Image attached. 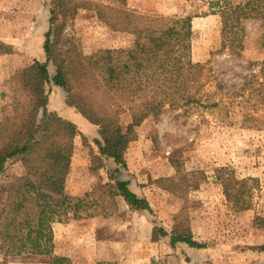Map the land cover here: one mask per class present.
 Listing matches in <instances>:
<instances>
[{"label": "rangeland", "instance_id": "rangeland-1", "mask_svg": "<svg viewBox=\"0 0 264 264\" xmlns=\"http://www.w3.org/2000/svg\"><path fill=\"white\" fill-rule=\"evenodd\" d=\"M69 1L73 5L88 3L90 8L68 10L50 23V0H0V42L12 50L11 54H1L0 50V119L12 114L16 102L26 101L17 75L34 61L46 62L47 33L55 53L74 48L77 53L89 55L100 49L132 45V35L111 31L96 16V5L114 7L121 0ZM220 1L223 0H124V7L137 14L191 17L192 61L207 63L210 75L229 89L239 87L246 79L247 62L264 59L259 47L261 24L256 20L242 21L244 46L241 57L235 59L221 49L220 18L210 7ZM227 1L238 4L248 0ZM36 50L40 53H34ZM47 70L52 78L55 67L51 62H47ZM46 90L47 108L71 119L78 133L73 139L65 193L82 196L113 178L126 182L151 208V213L134 211L116 198V214L53 224L55 255L69 258L71 264H264V253L254 250L264 244V126L244 128L237 114L225 117L217 111L187 117L165 112L158 119L148 117L135 129L136 139L125 151V168L107 161L103 169L90 173L89 150L96 151L93 142L98 139L97 127L77 122L72 112L64 109L62 89L50 84ZM129 121L128 114L121 116V127ZM82 137L87 145L83 146ZM173 154L179 172L168 160ZM223 167L231 169L239 180H255L250 210L234 211L223 196L215 178ZM23 173L22 160L13 158L5 164L0 182L15 183ZM181 210L188 216L193 238L206 243V249L195 250L183 244L172 249L167 239L150 241L156 227L172 232L174 218ZM97 218L100 223L95 227L87 224ZM8 264L48 262L16 260Z\"/></svg>", "mask_w": 264, "mask_h": 264}, {"label": "trees", "instance_id": "trees-1", "mask_svg": "<svg viewBox=\"0 0 264 264\" xmlns=\"http://www.w3.org/2000/svg\"><path fill=\"white\" fill-rule=\"evenodd\" d=\"M70 3L50 0L49 22L68 10L90 8L85 2ZM210 7L220 18L222 50L239 59L244 46L242 21L256 20L261 24L259 47L264 55V0L238 4L223 0ZM95 8L98 20L111 31L132 35V45L100 49L89 55L74 48L55 53L47 33L46 62L34 61L17 75L26 101L16 102L12 114L0 119V180L7 161L20 158L24 167L17 182H0V264L16 260L71 264L69 258L53 252L52 225L116 214V198L134 211L151 213L144 198L137 197L126 182L113 178L82 196L65 193L73 139L78 133L74 123L47 108L46 88L50 84L64 91L68 108L97 127L98 139L93 142L96 151L89 150L90 173L103 169L107 161L125 168V151L136 139L135 129L148 117L158 119L165 112L187 117L217 111L225 117L237 114L244 128L264 126V59L247 62L248 73L242 84L225 89L210 75L207 63L191 59V17L137 14L124 7V0L119 6L101 4ZM0 50L1 54L12 52L2 42ZM47 62L55 67L52 78ZM125 114L130 121L123 128L120 119ZM81 141L87 145L85 137ZM168 160L179 172L174 154ZM215 178L234 211L252 208L254 179L239 180L228 167L218 169ZM178 214L172 232L156 227L150 241L167 239L172 249L178 244L206 249V243L193 238L188 216L182 210ZM254 250L264 253V244Z\"/></svg>", "mask_w": 264, "mask_h": 264}, {"label": "crops", "instance_id": "crops-1", "mask_svg": "<svg viewBox=\"0 0 264 264\" xmlns=\"http://www.w3.org/2000/svg\"><path fill=\"white\" fill-rule=\"evenodd\" d=\"M34 53H40L38 50H36ZM64 102V101H63ZM64 109L67 111V112H72V116H74L75 117V119H76V121L77 122H81V123H86V124H89L86 120H84L79 114H77V113H75V111H70L71 109L70 108H68L65 104H64ZM59 114V113H58ZM65 119V118H64ZM67 120V119H66ZM68 120H70V121H72L71 119H69L68 118ZM73 122V121H72ZM97 223H100V219H93V221L91 222V221H89V222H87V224H90V225H92L93 227H95L96 225H97ZM57 225H60V224H57ZM54 228L55 227H53L52 229V231H53V236L55 235V231H54Z\"/></svg>", "mask_w": 264, "mask_h": 264}]
</instances>
